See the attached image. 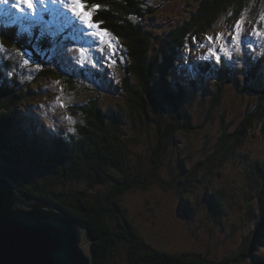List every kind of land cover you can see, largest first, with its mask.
I'll list each match as a JSON object with an SVG mask.
<instances>
[{
	"label": "rangeland",
	"instance_id": "rangeland-1",
	"mask_svg": "<svg viewBox=\"0 0 264 264\" xmlns=\"http://www.w3.org/2000/svg\"><path fill=\"white\" fill-rule=\"evenodd\" d=\"M143 1L157 7L154 14L143 20L152 40L151 50L154 52L158 50L159 42L165 35L180 22L187 21L197 6V0ZM14 2L16 0L0 4V25L10 23L27 29L36 26L49 35V44L42 49L33 45L28 50L30 56L27 59L28 65L24 64L27 69H24L22 78L29 85L32 84L34 90H30L24 101L14 109L6 110L9 115H15L10 121L8 136L16 140L15 142L22 140L21 134L28 133L26 126L29 125L40 126V136H37L39 138L47 133H67L69 125L64 116L70 115L77 121L81 119L72 106L96 98L107 114H120L121 141L127 150L131 172L148 174L152 171V176L145 185L119 196L126 215L143 238L145 249H158L186 256L204 255L213 261L237 252L244 237L254 228L259 215L256 197L259 181L252 174V170L255 162L264 166V124L258 126L259 122L255 123V128L252 127L243 142L232 150V157L225 160V165L215 170L213 176H208V188L202 183L199 186L198 179H207L200 174L194 183L180 193L183 188L177 186L176 178L181 168L177 163L181 158L186 160L185 167H193L202 159L201 153L213 150L215 144L211 149L210 146L216 141L219 133L218 120L222 116L237 121L246 115V110H254L252 107L255 105L256 95L237 90L244 86V78H247L246 73L251 68H255L253 77L260 79H248L246 86L253 89L264 88V36L257 37L254 34V27L245 12L230 19V11L223 14L219 23L213 24L204 33L187 38L176 51L174 66L165 76L172 87L174 84L176 87L183 85L182 89L186 92L184 104L190 110L188 121L193 129L189 132H177L160 164L154 167L150 154L157 140V125L153 121L161 118L160 111L163 113L164 110L154 109V112L149 106H145L146 115L140 113V120L137 119V113L130 115L127 96L122 90L123 67L128 64L122 41L108 33L104 42H101L99 36L93 35L97 29L89 28L72 13L71 0H43V3L41 0H33L34 12L23 4L20 5L21 10L17 11L12 7ZM262 6L264 0L260 7L257 6L263 15ZM237 20L243 21V40L239 44L231 42L233 33L230 31ZM262 22L259 30L264 32V19ZM217 34L223 36L222 41L210 42L207 39L215 38ZM109 39L114 45V52L108 48ZM220 43L226 44L230 58L224 57L219 51ZM81 49L84 50L83 55L80 54ZM210 49L222 57L221 62H225L231 69L234 80V84L224 82L222 85L224 88L213 111V116L218 120L211 124L204 122L200 116L206 112L211 91L218 82L214 75L203 74L201 77L196 70L199 62L215 60ZM2 50L0 47V51ZM44 63L50 66L44 67ZM49 68V73L39 74L40 69ZM59 72L73 74L77 81V91L65 87ZM158 76L155 75L156 78ZM129 83L132 87L137 85L134 77L129 78ZM142 93L145 98L143 90ZM57 97L60 99L57 100ZM61 103L65 105L63 108ZM17 116L24 118L23 123L19 121L22 130L17 124ZM170 117L171 114L166 109L163 122ZM32 133L31 129L30 136ZM24 135L23 137H27ZM4 164L0 157V166ZM114 173L120 182L124 181L120 171L116 169ZM114 184L111 181L86 189V185L84 188L76 182L72 187H80L94 199L105 200L107 190ZM210 195L219 197V211L211 208ZM182 199H187L189 211L181 205ZM127 251V244L120 243L110 264H131ZM256 251L254 258H245L232 264H258L255 262L258 258L264 259V236Z\"/></svg>",
	"mask_w": 264,
	"mask_h": 264
},
{
	"label": "trees",
	"instance_id": "trees-1",
	"mask_svg": "<svg viewBox=\"0 0 264 264\" xmlns=\"http://www.w3.org/2000/svg\"><path fill=\"white\" fill-rule=\"evenodd\" d=\"M84 3L89 7L100 5L98 11L92 13L91 22L98 24L100 30H106L120 39L125 47L123 53L128 64L123 67L122 90L127 96L130 115L137 113V119L140 120V113L146 115L145 106H149L152 111L164 110L163 113L160 111L161 118L153 121L157 125V140L150 154L154 167L160 164L177 132H189L193 129L188 121L190 110L184 104L186 92L182 89L183 85L176 87L174 84L172 87L167 83L168 78L165 76L174 66L176 51L183 46L187 38L204 33L213 24L219 23L221 16L229 11V19L245 12L253 27H261V17H264L260 8L257 9L263 0H197L191 17L173 27L160 42L158 41L159 48L154 52L151 50L152 40L143 20L154 14L157 7L148 5L143 0H84ZM130 17H135V22ZM48 39L46 31L36 26L27 29L10 23L0 25V47L3 48L0 51V157L5 163L0 166V174L27 196L49 201L83 222L86 238L91 241L89 249L92 264H110L116 248L124 242L127 244V258L131 264H232L245 258H254L256 247L264 236V166H260L258 162L254 163L252 170V174L259 181L256 190L259 215L255 226L244 237L237 252L219 261H213L204 255L186 256L158 249H145L143 238L126 215L119 202V196L145 185L152 176V171L148 174L131 172L127 150L121 141L120 114H107L96 98L72 106L76 115L83 114L80 118L85 121L83 126L78 121L74 125L77 129L76 135L47 133L48 135L39 138L37 136H40V126L29 125L26 126L28 133L21 134L22 140L15 142L16 140L8 136V127L12 116L15 115H9L6 110L14 109L24 101L30 90H34L32 84L29 85V82L23 79L24 69H27L24 61L28 59V50L33 45L42 49L49 44ZM196 70L201 77L205 74L214 75L219 79L211 91L206 112L200 116L204 122L215 123L218 119L213 116V111L224 88L222 85L224 82L234 84L232 71L225 62L217 63L215 60L199 62ZM27 71L30 72V69ZM50 71L51 68L40 69L39 74H47ZM254 72L255 68H251L246 73L247 78H244V86L237 88L241 89L240 92L248 91L256 95L255 105L252 107L254 110H246V115L237 121L222 116L221 120H218L219 133L210 149L214 144L215 147L211 151L201 153L199 164L185 167L182 165L186 160L181 158L177 163L181 168L176 178L177 186L183 188L180 193L194 183L200 174L207 179H198L199 186L202 183L208 188V178L232 157V150L243 142L252 127L255 128V123L259 122L258 126L264 124V88L253 89L246 86L248 79H260L253 77ZM59 75L68 90L77 91V81L72 73L59 72ZM155 75L159 76L156 78ZM130 77L136 79V86L130 85ZM191 85L193 86L192 83ZM142 90L145 92V98ZM166 109L171 117L163 122ZM17 121L21 129L19 121L23 123L24 118L18 117ZM31 129L33 133L30 136ZM116 169L124 176L123 182L116 178ZM111 181L115 184L107 190L105 200L94 199L80 187H72L76 182L84 188L86 185L87 189ZM72 182L74 183L69 184ZM210 198L211 208L219 211V197L210 195ZM181 205L188 210L187 199H182ZM255 262L264 264V259L258 258Z\"/></svg>",
	"mask_w": 264,
	"mask_h": 264
},
{
	"label": "water",
	"instance_id": "water-1",
	"mask_svg": "<svg viewBox=\"0 0 264 264\" xmlns=\"http://www.w3.org/2000/svg\"><path fill=\"white\" fill-rule=\"evenodd\" d=\"M90 243L83 222L0 174V264H92Z\"/></svg>",
	"mask_w": 264,
	"mask_h": 264
},
{
	"label": "snow or ice",
	"instance_id": "snow-or-ice-1",
	"mask_svg": "<svg viewBox=\"0 0 264 264\" xmlns=\"http://www.w3.org/2000/svg\"><path fill=\"white\" fill-rule=\"evenodd\" d=\"M54 2H59V0H54ZM9 0H0V4H8ZM41 3H43V0H41ZM23 4L25 7H27L29 10H32L33 12L35 11L34 9V4H33V0H16V2H14L12 4V7L15 8L17 11H20V5ZM100 8V5H91L90 7L84 3V0H71V11L72 13L77 16L78 18H80L85 24L88 25L89 28H93V29H97V31L93 32L94 36H99L101 42H104V38L105 36L108 35V32L105 31H100L99 30V25L92 23L91 22V15L92 13L98 11V9ZM262 19H264V17H261ZM230 31L233 33L231 36V42L233 43H242L243 40V21L242 20H237L236 24L233 26V29H230ZM253 32L257 37L260 36H264V32H261L259 30V27L256 26L253 28ZM207 39L210 42H220L223 40V36L221 34H217L215 36V38L213 37H207ZM108 48L111 52L115 51L114 45L111 41V39H109L108 41ZM210 54L215 58L216 62L219 63L222 59V57L220 55H218L216 52L212 51L211 49L209 50ZM219 51L223 53L224 57H229L230 58V54L229 51L226 47L225 43H220V47H219ZM84 50L81 49L80 50V54L83 55ZM25 64L28 63L27 60L24 61ZM11 75V74H10ZM57 83H59V81H57ZM58 99H60V97H57ZM60 106L63 108L65 105L63 103L60 104ZM71 122V121H69Z\"/></svg>",
	"mask_w": 264,
	"mask_h": 264
},
{
	"label": "clouds",
	"instance_id": "clouds-1",
	"mask_svg": "<svg viewBox=\"0 0 264 264\" xmlns=\"http://www.w3.org/2000/svg\"><path fill=\"white\" fill-rule=\"evenodd\" d=\"M130 19H132L133 22H135V17H130ZM9 75H10V74H9ZM57 100H59V99L57 98ZM78 115L82 117L83 114H82V113H78ZM64 120H66V121H67V124L69 125V126L67 127V133H68V134H71V135H76V133H77V129L73 126V125H75V124L77 123L76 118H74V117H72V116H70V115H65V116H64ZM69 121H71V122H69ZM78 122H79V124H80L81 126H83V125L85 124V121H84L83 118L79 119Z\"/></svg>",
	"mask_w": 264,
	"mask_h": 264
},
{
	"label": "flooded vegetation",
	"instance_id": "flooded-vegetation-1",
	"mask_svg": "<svg viewBox=\"0 0 264 264\" xmlns=\"http://www.w3.org/2000/svg\"><path fill=\"white\" fill-rule=\"evenodd\" d=\"M201 162V160L197 161V163H195L193 166H195L196 164H199ZM182 166H185L184 164ZM183 168V167H182ZM189 170V169H188Z\"/></svg>",
	"mask_w": 264,
	"mask_h": 264
},
{
	"label": "bare ground",
	"instance_id": "bare-ground-1",
	"mask_svg": "<svg viewBox=\"0 0 264 264\" xmlns=\"http://www.w3.org/2000/svg\"><path fill=\"white\" fill-rule=\"evenodd\" d=\"M45 15V14H44ZM26 195V194H25Z\"/></svg>",
	"mask_w": 264,
	"mask_h": 264
}]
</instances>
